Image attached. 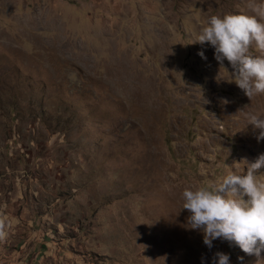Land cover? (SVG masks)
<instances>
[{
	"label": "rangeland",
	"instance_id": "rangeland-1",
	"mask_svg": "<svg viewBox=\"0 0 264 264\" xmlns=\"http://www.w3.org/2000/svg\"><path fill=\"white\" fill-rule=\"evenodd\" d=\"M247 5L0 0V264H210L216 251L264 264L226 241L209 250L181 210L186 187L264 153L245 118L264 117V95L192 43Z\"/></svg>",
	"mask_w": 264,
	"mask_h": 264
},
{
	"label": "clouds",
	"instance_id": "clouds-1",
	"mask_svg": "<svg viewBox=\"0 0 264 264\" xmlns=\"http://www.w3.org/2000/svg\"><path fill=\"white\" fill-rule=\"evenodd\" d=\"M246 13L210 16L192 43L213 49L214 58L231 66L232 79L250 98L264 95V0H248ZM255 49V54L252 49ZM206 59L204 51L198 52ZM247 125L259 130L257 141L264 140V117L247 113ZM246 125V126H247ZM264 169V153L247 162L241 174L228 173L212 186L186 187L182 191L181 210H187V228L202 234L204 245L211 250L213 242L226 241L248 255L264 251V180L258 176ZM7 221V218H5ZM0 222V238H4ZM243 260V257H238ZM201 264H205L201 257ZM210 264H232L230 255L216 251Z\"/></svg>",
	"mask_w": 264,
	"mask_h": 264
}]
</instances>
